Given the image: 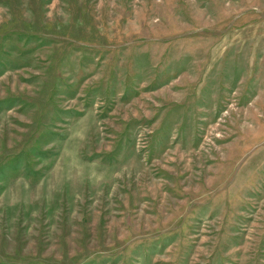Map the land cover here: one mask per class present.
Here are the masks:
<instances>
[{
    "label": "rangeland",
    "instance_id": "obj_1",
    "mask_svg": "<svg viewBox=\"0 0 264 264\" xmlns=\"http://www.w3.org/2000/svg\"><path fill=\"white\" fill-rule=\"evenodd\" d=\"M0 264H264V0H0Z\"/></svg>",
    "mask_w": 264,
    "mask_h": 264
}]
</instances>
